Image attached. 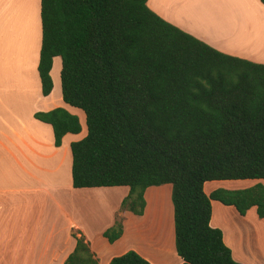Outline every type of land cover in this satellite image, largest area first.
Returning a JSON list of instances; mask_svg holds the SVG:
<instances>
[{
	"label": "trees",
	"instance_id": "1",
	"mask_svg": "<svg viewBox=\"0 0 264 264\" xmlns=\"http://www.w3.org/2000/svg\"><path fill=\"white\" fill-rule=\"evenodd\" d=\"M147 1L41 0L42 94L58 56L63 100L85 114L87 134L71 143L72 185L128 186L121 209L142 215L146 189L170 184L182 264H241L211 226V202L240 215L255 207L264 219V184L210 194L204 185L264 180V63L211 47ZM34 117L52 126L56 146L82 129L62 107ZM122 232L117 216L103 236L113 243ZM72 236L64 264H99L81 232ZM110 264L151 263L130 250Z\"/></svg>",
	"mask_w": 264,
	"mask_h": 264
},
{
	"label": "crops",
	"instance_id": "2",
	"mask_svg": "<svg viewBox=\"0 0 264 264\" xmlns=\"http://www.w3.org/2000/svg\"><path fill=\"white\" fill-rule=\"evenodd\" d=\"M200 3L194 0L147 1L148 7L160 17L211 47L252 59L253 55L247 53L255 49L246 54L229 49L230 45L208 37L178 15L182 11H196L195 17L208 14V7ZM258 4L264 8L261 1ZM240 12H233L238 20H241ZM258 28L256 26L255 30ZM41 42V0H0V264H64L76 245L73 231L85 237L99 264H110L113 257L130 250L151 264H182L175 248L170 184L146 189L142 215L121 209V202L129 193L128 186L73 187L71 143L82 139L87 127L81 125L80 133L66 134L56 146L52 126L36 119L34 114L67 106L78 114L80 122L85 114L63 100L61 71L60 79L58 72V79L53 77L54 66L62 68L58 56L53 58L50 71L53 88L48 95L42 94L38 72ZM25 71L27 83L24 82ZM56 86L58 91L53 95ZM230 181L207 182L204 190L206 192L207 184L216 189L220 183ZM251 181L264 184V180ZM211 207V226L222 230L233 259L241 264H264V248L258 237V246L253 247L248 241L243 243L241 238L236 243L233 236L225 232L232 217L248 218L250 213L257 216L256 208L240 215L233 206L216 200L211 202ZM117 216L122 220L123 232L110 243L103 233Z\"/></svg>",
	"mask_w": 264,
	"mask_h": 264
},
{
	"label": "rangeland",
	"instance_id": "3",
	"mask_svg": "<svg viewBox=\"0 0 264 264\" xmlns=\"http://www.w3.org/2000/svg\"><path fill=\"white\" fill-rule=\"evenodd\" d=\"M194 1L196 2L200 1L201 2L200 5H203L204 7H208V11H207L208 14H202L198 17H195V15H197L196 11H191L192 14H189V15H185V13H190L189 11H186V12L182 11V12H179L178 15H180L181 17L185 18L186 20L194 24V26L197 27V29H200L201 31L206 33L208 37H212L216 39L217 41L222 42L223 45H226V46L230 45L227 48L237 50L240 53L246 54V52H244L246 48H243L242 50V46H240L239 43L233 44V42L238 37V35L241 33V28H242L241 26L243 24L242 21L244 19V16L249 18V16L251 15L252 17H250V20L254 22L255 16H256V14H254V11H264V8H261L262 7L261 4H258L260 3V1L259 0H194ZM237 11H241L239 15L241 20H238L239 18L236 15H234V13H237ZM198 12L204 13V11H198ZM226 26L238 27V33L235 34L236 37L229 36L230 34H232L230 30L229 32L222 31L223 29L224 30L230 29V27H226ZM24 40H26V36ZM3 54L5 55V51ZM9 54L10 53H8V55ZM247 54L253 55L251 57L252 59L248 58L249 60L253 62L264 63V46L257 47L254 51H252L251 53H247ZM58 59L61 63V59L60 58ZM60 71H61V67L58 68V65H55L53 69V77L55 80L58 79L56 77L57 72H58L59 79H60ZM24 82L25 83L28 82L26 71L24 72ZM57 91H58V87L56 86L54 89L53 95H55ZM67 107H64V109L78 116L77 113L71 112L69 108ZM77 111L84 114L83 111H81L80 109ZM43 112H46V111H43ZM80 123L83 126V128L86 127L85 115L82 117ZM253 183L254 181H251V180H231L230 182L220 183L217 186V188L223 187V188H228V189H237V188L246 187L247 185L249 186ZM213 187L214 186H211V184H207L206 192L209 193V191L215 188ZM255 215L256 214L253 215L252 213H250L248 218H243L239 216L238 218L235 219L232 217L229 221V226L227 227V229H225V232L229 234L230 236L232 235L233 240L236 241V243L241 238L243 240V243L248 241L250 244L252 243L253 247L258 246V240H257V237H258L260 245H262L264 248V220L258 218ZM256 217L258 220H256ZM258 230H259V234L257 233Z\"/></svg>",
	"mask_w": 264,
	"mask_h": 264
},
{
	"label": "bare ground",
	"instance_id": "4",
	"mask_svg": "<svg viewBox=\"0 0 264 264\" xmlns=\"http://www.w3.org/2000/svg\"><path fill=\"white\" fill-rule=\"evenodd\" d=\"M189 14L191 13H188V15ZM254 14H256L254 22L249 20L248 17L244 16V19L242 21L243 24L241 26L242 27L241 33L238 35V37L233 42V44L239 43L240 46H242L243 48H246L244 52H250L251 49H256L257 47L264 46V36L262 37V28H264V11H254ZM256 26L260 27L261 30L259 28L258 30H255ZM226 27H230V29H226V30L223 29L222 31L229 32L230 30L232 34H230L229 36L236 37L235 34L238 33V27L236 26H226Z\"/></svg>",
	"mask_w": 264,
	"mask_h": 264
}]
</instances>
